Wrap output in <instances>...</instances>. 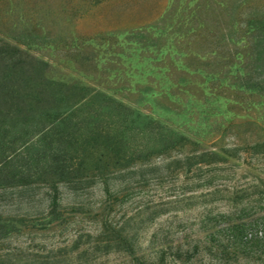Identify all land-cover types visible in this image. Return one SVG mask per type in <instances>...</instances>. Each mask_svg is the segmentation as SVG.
<instances>
[{"label":"rangeland","instance_id":"374dc122","mask_svg":"<svg viewBox=\"0 0 264 264\" xmlns=\"http://www.w3.org/2000/svg\"><path fill=\"white\" fill-rule=\"evenodd\" d=\"M255 12L264 0H0V43L129 114L54 215L43 183L0 191V264H264Z\"/></svg>","mask_w":264,"mask_h":264},{"label":"trees","instance_id":"16d2710c","mask_svg":"<svg viewBox=\"0 0 264 264\" xmlns=\"http://www.w3.org/2000/svg\"><path fill=\"white\" fill-rule=\"evenodd\" d=\"M250 21L261 31L255 65L259 68L264 57V12L253 13ZM45 68L47 64L19 48L0 43V191L28 186L29 179L35 181L31 184L43 183L52 193L51 216L61 187L74 189L93 180L79 174L90 143L99 140L102 148L116 152L125 142L119 127L128 125L129 114L94 90L47 79ZM249 78L246 89L264 91V80ZM100 182L107 192L106 180Z\"/></svg>","mask_w":264,"mask_h":264}]
</instances>
